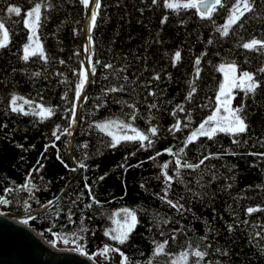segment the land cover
Masks as SVG:
<instances>
[{"label":"trees","instance_id":"trees-1","mask_svg":"<svg viewBox=\"0 0 264 264\" xmlns=\"http://www.w3.org/2000/svg\"><path fill=\"white\" fill-rule=\"evenodd\" d=\"M35 2L52 4L51 8H42L38 29L48 56L47 63L35 57L27 62L20 58L27 35L21 16ZM150 3L151 0H101L92 33L95 42L93 60L111 63L113 68L103 69L97 65L91 92L82 109L73 151L75 161L83 160L88 167H77L76 171H70L56 159L59 151L70 167L76 166L69 155V137L61 135L60 140L55 142V148L51 147L50 139H54L51 131L55 124H60L61 129L67 126L63 109L70 105L61 97L66 91L69 99L73 96L75 76L71 69L78 67L81 61L82 27L87 9L79 0H0V19L5 21L10 30L9 46L0 49V124L6 125L0 128V196L11 201L9 205L0 206V209L28 213L46 205L48 200L54 201L60 197L48 210L24 220L26 223L23 221L48 244L60 250L74 251L75 245L71 241L83 237L82 240L76 239V242L89 254L102 249L107 243L120 247L133 264L137 261L149 264V260L152 264H169L168 256H153L152 239H163L159 236L161 229L170 235L171 228L183 224L187 236L177 234L175 241L169 240L166 249L173 255H178L187 246L186 240L191 239L193 245L199 242L202 247L204 243H211L204 264L208 261H212V264H264V254L259 247L264 245V240L255 236V232L261 231L264 226V211L246 213L249 206L264 207V158L253 155L264 152V140H261L264 137V89L245 100L249 129L247 133L236 137L239 143L233 144L232 137L218 134L213 140L200 137L185 147L184 159L190 163L203 159L209 152L222 154L204 160L195 171L181 169L184 184L176 179L171 182L169 198L179 199L183 196L184 200L180 202L191 209L190 212L178 214L154 195L158 192L163 194L159 166L166 160L172 161L169 163V174L175 176L174 158L162 149L171 146L173 151H177L184 146L183 140L191 130L184 128L175 134L167 131L174 122L171 108L182 101L188 91V81L193 79L195 57L207 52L201 58L200 78L196 80L198 92L191 105L193 127L210 111L212 103L209 98L214 100L215 90L222 79L213 65L234 61L240 71H255L264 64V53L239 47L252 37L264 39V8L260 7L264 0H256L260 17L248 15L243 21V28L234 25L228 37H220L210 21L200 19L194 12L181 11L176 15L162 7H149ZM7 4L20 6L21 16L11 14L9 18L4 11ZM165 12L168 13V20L161 24L160 19ZM225 15L224 9L215 13V24L223 23ZM180 20L185 22L181 24ZM209 38L213 39L211 45L207 44ZM156 40L161 42L156 43ZM176 50L181 52V60L173 67L171 57ZM61 59L65 61L64 64L59 63ZM153 70L160 73L161 79L149 85L155 89L156 96L148 97L141 81H147ZM33 73L39 75L33 76ZM57 73H63L64 76ZM166 73L170 74V78ZM65 76L68 83L61 82ZM123 76H128V80L124 81ZM120 84L125 85V91L107 95L101 92L102 88ZM13 91L37 103L59 107L53 117L44 121L31 115L11 113L7 104ZM234 91L237 93L233 99L235 106L243 92L239 89ZM116 100L136 103L139 114L134 123L142 130L149 123L147 105L156 102L159 111L151 109V123L158 126L159 138L152 147L140 148L137 144L129 143L111 149L103 143L109 138L94 126L89 127L93 121L107 118L127 119L126 114L131 110L127 104L116 103ZM97 103L101 105L99 108L96 107ZM201 104H208L209 107H198ZM185 107L190 105L185 104ZM179 115L185 122L184 113ZM45 144H49L46 152ZM157 151L161 155L155 156ZM84 153H87V159ZM150 155L154 159H149ZM37 161L44 164L39 173L33 171V166L38 167ZM122 164L124 168L120 167ZM29 173L36 189L31 193L16 190V185H22L29 179ZM213 173L217 177L215 180L211 179ZM101 176H104L102 180L99 179ZM198 178H201L199 183ZM85 183L91 186L96 199L101 201L100 205L85 207L92 203ZM5 187H12L14 191L5 193ZM188 188L207 195H203L202 199L193 198ZM32 196L35 198H30ZM24 201L30 207L26 208ZM124 206L143 208L147 212L138 211L142 222L126 244L117 245L103 232L111 224L108 220L110 213ZM69 212L72 213L71 222L67 219ZM153 213H159L165 219L170 218L169 224H162L161 229H157L152 220ZM205 220L208 224H205ZM245 220L247 224L243 223ZM229 223L233 224L232 232L227 231ZM82 227L88 231L82 232ZM72 233H76V236ZM205 234L208 241H199ZM65 238L69 240L68 244L64 243ZM216 248H220L221 252H215ZM225 250L227 255L222 254Z\"/></svg>","mask_w":264,"mask_h":264},{"label":"snow or ice","instance_id":"snow-or-ice-1","mask_svg":"<svg viewBox=\"0 0 264 264\" xmlns=\"http://www.w3.org/2000/svg\"><path fill=\"white\" fill-rule=\"evenodd\" d=\"M79 3L84 6L85 9L89 8V0H79ZM162 7L164 10H169L172 14L179 15L181 11L192 13L198 16L200 19H207L215 26V31L219 33L220 37H228L233 30V26L236 25L240 28H243V21L248 18V15H254L257 18L260 17L261 13L257 11L258 5L256 0H151L149 7L151 6ZM51 3L35 2L31 7L27 8L26 12L21 16L22 8L18 5L7 4L4 8V11L11 18V14H16L21 16L22 23L25 29H27L26 42L22 45V56L20 57L23 61L27 62L30 58L35 57L39 60L45 61L47 63L48 56L46 51L40 41L38 35V29L41 25V16L42 8H51ZM264 8V3L260 5ZM101 8V0H94V7L91 8L90 19L86 28L87 41L88 44L85 46L84 51L87 54L86 60L80 61L78 67L71 69L73 76H75V83L73 89V96L71 99L68 97L67 91L62 95L61 99L68 103L70 107L64 108L63 112L66 114L65 119L67 120V126L61 129L60 124H55L52 131L50 139L51 147H56V141H59L61 135H67L68 137L73 136V128L78 125V121L81 119L77 114V104L82 100H87L88 95L91 92V86L93 84V77L97 73V65H100L103 69H112L113 65L107 62H101L99 59L93 60L95 55V49L93 47V30L96 27V20L98 15V9ZM220 9H224L226 15L223 17V23L216 25L214 20V14L218 13ZM141 11H143L141 9ZM168 20V13L165 12L160 19V23L163 24ZM185 21L180 20L179 23L183 24ZM160 40H156V43H160ZM10 44V30L7 27L5 21L0 19V49H7ZM207 44H213V39L209 38ZM239 47L249 50L264 53V39L252 37L251 39L243 42ZM79 55V53H77ZM207 55V52H201L200 55H197L194 60V76L193 79L188 81V91L183 97L180 103H176L171 108V116L174 118V122L169 125L167 131L169 133H177L182 131L184 128H190V132L183 140V147H180L177 151H173L171 146L165 147L162 149L163 152L168 153L170 157L174 158V167L175 176L169 174V163L172 161H165L160 165V171L162 174L163 187L161 188L162 195L154 193L158 196L162 203L167 204L170 208L174 209L178 214H185L190 212L191 209L186 208L184 203H181V200H184V197L181 196L179 199L169 198V190L171 188V182L173 179H176L179 183L184 184L185 181L182 178L181 169H188L195 171L200 168V165L204 163V160L209 159V157H219L222 155L219 152H209L207 156H204L203 159H197L196 163H190L188 160L184 159L185 147L191 142L196 141L200 137H206L209 140H213L218 137V134H224L226 136L232 137V143H239V140L236 137H239L241 134L248 132L249 125L247 123V112L245 100L251 95L255 96L258 90L264 89V64H261L255 71L242 70L238 72V65L234 62H221L218 65H213V67L222 75L218 87L215 90L214 100H211L212 106L210 111L203 116L197 125L192 126V111L193 107L191 105L194 101V95L197 94L198 88L196 80L200 78L201 73V58ZM219 55V53H217ZM140 59V57H137ZM181 60V52L176 50L171 57V64L173 67L176 66L177 62ZM60 64H64V60H59ZM211 63V61H209ZM145 70L147 69L146 59H145ZM115 74V72L113 73ZM39 73H33V76H37ZM57 75L64 76L63 73H57ZM170 78V74H167ZM259 77V78H258ZM124 81L128 80V76H123ZM160 73L153 70L150 78L147 81H141V84L146 88L147 96L154 97L156 96V91L154 88L149 87L153 81H160ZM62 83H68V78L65 76L61 81ZM239 89L243 92V96L233 105V99L237 95L234 91ZM125 85H113L110 87H105L101 89V92L104 95L112 92H123L125 91ZM134 91V89H133ZM163 93L161 92V95ZM43 98L41 97V100ZM116 103L127 104V107L131 110L126 114L127 119L121 118H107L101 121H93L89 124V127H95L100 133L104 134L109 139L103 141L106 147L111 149H116L117 146H123L129 143L137 144L140 148L152 147L156 140L159 138V128L157 125L152 124L153 115L151 114V109L157 108L156 102L148 103L147 107L149 110L148 116V126L145 129H140L135 125V121L139 114V109L137 108L136 103H129L128 101L116 100ZM185 104L190 105L186 108ZM100 103L96 104V107L99 108ZM59 106L45 105L44 103H37L33 99L26 98L23 95H20L13 91L10 94L8 100L7 109H10L11 113H16L18 115L33 117H38L40 121H44L53 117L56 113V110ZM198 107L204 108L209 107L208 104H201ZM180 113H184L183 121L180 117ZM6 127L4 124H0V128ZM59 133V134H58ZM261 140H264V137H261ZM247 141H245L246 143ZM16 147L23 148V145H16ZM34 147V145H30ZM49 147V144L44 145V151L46 152ZM86 147V145H85ZM235 155V153H232ZM134 155V153H132ZM161 155L160 151L155 152V156ZM253 155H259L264 158V152L253 153ZM84 158L87 159V153H84ZM149 159H154L152 155L148 157ZM56 159L63 165L64 168L69 169L70 171H76L77 167L80 169H87L88 165L84 163L83 160H78L76 166L70 167L68 163L64 161L61 157L59 151L56 153ZM37 166H33V171L39 173L41 169L44 168V164L37 161ZM121 168H124L125 165H120ZM131 167V165H128ZM126 170V168H125ZM106 176L107 173H104ZM29 179L25 181L22 185H16V190H27L29 193L36 189V184L32 183L31 173L28 174ZM104 176L99 177L103 179ZM160 179L161 177H157ZM202 178V177H201ZM197 183H199V179ZM217 177L213 173L211 179L215 180ZM43 179V177H41ZM86 179V178H85ZM88 189V196L90 197L92 203L85 205V207H92V204L100 205L101 201L96 199L95 195L92 192L91 186L87 183L84 185ZM140 187H144L143 184ZM201 188L204 185H200ZM231 187V185H228ZM14 189L12 187H5L3 192L11 193ZM63 191V189H61ZM188 191L192 193L193 198L202 199L203 195L200 192H194L191 188H188ZM82 195V194H81ZM30 198H35L34 196ZM11 201L6 199L4 196H0V205H9ZM39 203V201H37ZM52 200H48L44 207H51ZM75 203V201H73ZM25 207H30L27 201H24ZM138 211L147 212L143 208H131V207H119L112 211L108 216V220L111 222L110 226L104 229V236L109 237L112 241L116 242L117 245L126 244L133 233L137 229V225L140 224L141 218L138 217ZM257 211H264V207L261 205L249 206L246 208L247 214H252ZM59 215V213H56ZM72 213L69 212L67 219L71 222ZM152 220L154 226L157 229H161V225H168L170 222L169 219H165L160 216L159 213L152 214ZM25 223L27 221H24ZM205 224H208V221H204ZM178 223V222H177ZM243 223L247 224L248 221L245 220ZM82 232L88 231L87 228H81ZM206 229V233H207ZM227 231H233V224H227ZM170 235L166 234L162 229L159 231V236L163 239H152L153 256L165 255L169 257V264H204L205 257L208 256L207 249L211 248V243H204L203 247L201 243H196L193 245L191 239L186 240V247L179 251L178 255H173L169 253L166 249L169 244V240L175 241L177 234H184L187 236V230L185 225L181 224L179 227H173L170 229ZM264 226H262L261 231L255 232L256 237H260L264 240ZM75 237L76 233H72ZM76 239H83V237H77ZM76 239H73L71 243L75 245L74 251L81 253L82 255L88 256L93 260V264H101V262L95 257H103L105 261L109 259V253H119L118 264H129L128 256L121 250L120 247H113L110 244L105 243L102 249H98L97 252L89 254L85 248L76 242ZM199 241L205 242L208 241V236L205 234L199 238ZM53 244L56 243L55 240L52 241ZM64 243L68 244L69 240L64 239ZM260 251L264 254V245H259ZM215 252H221L220 248L214 249ZM223 255H227L225 250ZM136 264H140L139 261ZM149 264H152V261L149 260ZM207 264H212V261H208Z\"/></svg>","mask_w":264,"mask_h":264},{"label":"water","instance_id":"water-1","mask_svg":"<svg viewBox=\"0 0 264 264\" xmlns=\"http://www.w3.org/2000/svg\"><path fill=\"white\" fill-rule=\"evenodd\" d=\"M92 7H94V0H89V8H87V14L82 27L81 61L86 60L87 54L84 51L87 43L86 28ZM85 103L86 100H82L77 104V114L80 117L82 116V109ZM80 120L78 121V125L73 128V136L68 138L69 155L75 165L76 161L73 151ZM59 198L52 201V206ZM44 206L28 213L0 212V264H93L90 258L81 253L54 248L29 225L16 221L18 219L24 221L50 208Z\"/></svg>","mask_w":264,"mask_h":264},{"label":"rangeland","instance_id":"rangeland-1","mask_svg":"<svg viewBox=\"0 0 264 264\" xmlns=\"http://www.w3.org/2000/svg\"><path fill=\"white\" fill-rule=\"evenodd\" d=\"M239 71L240 70L238 69V72ZM0 212H4V211H1V209H0ZM58 250H60V249H58ZM96 259L99 260L101 262V264H106V263H110V262L113 263V264H118V261H119L120 257H119V253H109V259L107 261H105L103 259V257H99V256H97ZM129 264H133V263H131L129 261Z\"/></svg>","mask_w":264,"mask_h":264},{"label":"bare ground","instance_id":"bare-ground-1","mask_svg":"<svg viewBox=\"0 0 264 264\" xmlns=\"http://www.w3.org/2000/svg\"><path fill=\"white\" fill-rule=\"evenodd\" d=\"M88 44V41H87V43H86V45ZM16 221H18V222H23L21 219H18V220H16Z\"/></svg>","mask_w":264,"mask_h":264},{"label":"built area","instance_id":"built-area-1","mask_svg":"<svg viewBox=\"0 0 264 264\" xmlns=\"http://www.w3.org/2000/svg\"><path fill=\"white\" fill-rule=\"evenodd\" d=\"M1 206V205H0Z\"/></svg>","mask_w":264,"mask_h":264}]
</instances>
